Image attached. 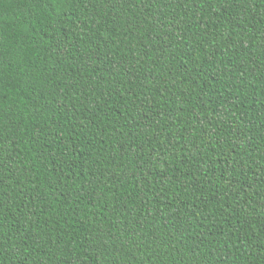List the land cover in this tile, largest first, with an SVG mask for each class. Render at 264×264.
I'll return each mask as SVG.
<instances>
[{"label": "trees", "instance_id": "16d2710c", "mask_svg": "<svg viewBox=\"0 0 264 264\" xmlns=\"http://www.w3.org/2000/svg\"><path fill=\"white\" fill-rule=\"evenodd\" d=\"M0 264H264V0H0Z\"/></svg>", "mask_w": 264, "mask_h": 264}]
</instances>
